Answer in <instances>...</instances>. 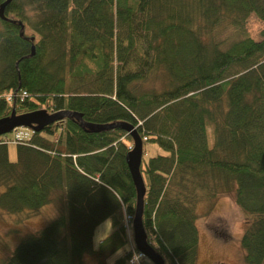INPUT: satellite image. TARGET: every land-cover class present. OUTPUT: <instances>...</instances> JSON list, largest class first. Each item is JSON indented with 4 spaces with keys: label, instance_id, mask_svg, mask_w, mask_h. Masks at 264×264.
Masks as SVG:
<instances>
[{
    "label": "trees",
    "instance_id": "1",
    "mask_svg": "<svg viewBox=\"0 0 264 264\" xmlns=\"http://www.w3.org/2000/svg\"><path fill=\"white\" fill-rule=\"evenodd\" d=\"M5 14L0 119L45 110L133 124L144 143L143 226L165 264H198V207L227 194L246 214L245 261L263 264L264 29L257 40L247 24L251 14L264 22V0H12ZM156 74L161 90H136ZM13 140L0 136V209L30 216L52 204L59 215L15 248L0 234V264H108L130 243L114 264H131V134L66 117L15 142L16 162ZM146 143L165 154L146 159ZM106 220L113 231L95 248Z\"/></svg>",
    "mask_w": 264,
    "mask_h": 264
},
{
    "label": "rangeland",
    "instance_id": "2",
    "mask_svg": "<svg viewBox=\"0 0 264 264\" xmlns=\"http://www.w3.org/2000/svg\"><path fill=\"white\" fill-rule=\"evenodd\" d=\"M248 30L255 39H261L264 22L255 14H251L247 24ZM31 34V31L28 30ZM164 86V78L160 74L153 75L149 79L139 82L136 90L151 91L161 90ZM210 141H214L213 127H209ZM10 139L15 137V132L7 134ZM145 158L165 154L157 144L146 143ZM9 155L13 162L18 159L17 144L9 143ZM3 188H0V193ZM199 227L201 230V261L198 264H247L245 252L241 247V239L245 231L246 214L235 202L234 194L221 197L212 207V203L205 202L198 207ZM59 215L58 209L52 205H46L30 216L25 214L18 216L9 214L0 209V234L15 248L22 237L48 226ZM113 231L112 223L106 220L101 223L94 234V246L98 248L101 240ZM134 236V228L130 236ZM227 237V238H226ZM133 243V242H132ZM134 244L135 238H134ZM131 248V243L118 251L108 259V264H114L117 259L126 255ZM8 251L0 248V260L8 255ZM86 264H99L96 259L86 257ZM142 264H155L150 258L145 257ZM264 264V262H263Z\"/></svg>",
    "mask_w": 264,
    "mask_h": 264
},
{
    "label": "water",
    "instance_id": "3",
    "mask_svg": "<svg viewBox=\"0 0 264 264\" xmlns=\"http://www.w3.org/2000/svg\"><path fill=\"white\" fill-rule=\"evenodd\" d=\"M11 1L12 0H6L0 5V19H8L5 12L6 7ZM66 117L74 118L88 131L97 132L119 127L131 134L134 139V146L127 154L126 160L138 193L137 211L133 221L135 243L137 249L144 253V255L150 258L155 264H165L161 256L147 243V234L143 226L142 216L144 210V197L146 195V184L142 176L141 165L144 155V143L136 126L125 122L111 124L87 123L82 119L79 113L71 111H60L55 114H49L45 110L26 114H17L16 111H13L10 116L0 119V136L7 135L19 127L30 128L34 131H42L46 126Z\"/></svg>",
    "mask_w": 264,
    "mask_h": 264
},
{
    "label": "built area",
    "instance_id": "4",
    "mask_svg": "<svg viewBox=\"0 0 264 264\" xmlns=\"http://www.w3.org/2000/svg\"><path fill=\"white\" fill-rule=\"evenodd\" d=\"M24 95H26V92H24L22 94V96L24 97ZM17 94H10L8 96V100L12 101L14 100V98H16ZM15 132V137H14V140L13 142H17L18 140H22V139H26V138H29L31 137V135L34 133V130L32 129H28V128H24V127H19V128H16L14 130ZM132 219L131 217H128L127 218V222L128 224L131 223ZM145 258V255L144 253H142L141 251H134L131 259H130V263L131 264H142V261L144 260Z\"/></svg>",
    "mask_w": 264,
    "mask_h": 264
},
{
    "label": "crops",
    "instance_id": "5",
    "mask_svg": "<svg viewBox=\"0 0 264 264\" xmlns=\"http://www.w3.org/2000/svg\"><path fill=\"white\" fill-rule=\"evenodd\" d=\"M197 224H198L199 233H200V257H199V261H201V230H200V227H199V220L197 221Z\"/></svg>",
    "mask_w": 264,
    "mask_h": 264
}]
</instances>
